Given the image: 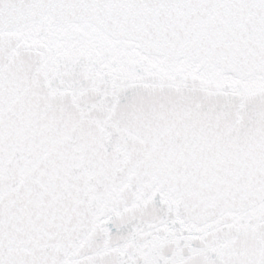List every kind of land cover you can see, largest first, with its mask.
Instances as JSON below:
<instances>
[{
  "label": "snow or ice",
  "instance_id": "obj_1",
  "mask_svg": "<svg viewBox=\"0 0 264 264\" xmlns=\"http://www.w3.org/2000/svg\"><path fill=\"white\" fill-rule=\"evenodd\" d=\"M0 264H264V0H0Z\"/></svg>",
  "mask_w": 264,
  "mask_h": 264
}]
</instances>
